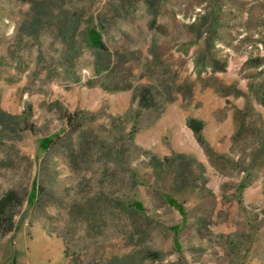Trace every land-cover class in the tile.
Listing matches in <instances>:
<instances>
[{
    "label": "rangeland",
    "instance_id": "1",
    "mask_svg": "<svg viewBox=\"0 0 264 264\" xmlns=\"http://www.w3.org/2000/svg\"><path fill=\"white\" fill-rule=\"evenodd\" d=\"M8 193L0 264H264V0H0Z\"/></svg>",
    "mask_w": 264,
    "mask_h": 264
},
{
    "label": "trees",
    "instance_id": "2",
    "mask_svg": "<svg viewBox=\"0 0 264 264\" xmlns=\"http://www.w3.org/2000/svg\"><path fill=\"white\" fill-rule=\"evenodd\" d=\"M194 122H195V121L190 120V121H189V125H190V126L194 129V131L196 132V131H198L199 127L197 128L196 126H194ZM10 196H11V193H8V194L6 195V197H4L3 199L0 200V212H2V211L6 208V206H7V204H6V202H7V198L10 197Z\"/></svg>",
    "mask_w": 264,
    "mask_h": 264
}]
</instances>
